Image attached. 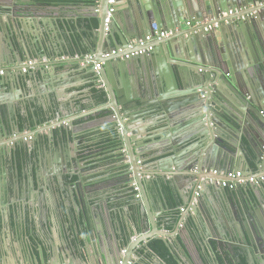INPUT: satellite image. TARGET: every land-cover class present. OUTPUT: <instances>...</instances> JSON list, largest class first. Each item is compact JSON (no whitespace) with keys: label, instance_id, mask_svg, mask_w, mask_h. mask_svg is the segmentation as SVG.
<instances>
[{"label":"water","instance_id":"water-1","mask_svg":"<svg viewBox=\"0 0 264 264\" xmlns=\"http://www.w3.org/2000/svg\"><path fill=\"white\" fill-rule=\"evenodd\" d=\"M57 1L53 0L51 4L58 6L65 2ZM97 1L98 26L93 30H87L88 23H84L80 39L75 38L76 32L72 30L73 27L66 18L62 19L61 24L53 20L48 32L43 33L40 29L39 35L32 33L28 38L27 29L22 24L23 18H27L26 14L17 9L16 3L9 7L0 4V9L7 11L10 16L7 17L8 22L5 24L0 16V66H7L4 74L0 76V93L3 91V94L7 95L15 90L24 92L25 89H29L25 92L23 102L15 103L10 96L0 97L1 134L4 136V133L13 129L14 136L17 137L8 143L7 155L10 159L15 151L12 145L20 139L27 138L20 137L21 119L27 120L24 125L26 129L32 128L30 117L35 124L34 128L39 126L35 114L37 108L33 106L35 100L27 102L26 96H31L36 86H41L39 89L45 92L41 83L46 81V75L38 67L33 68L25 78L20 74L23 58L31 59L32 45L36 53H39V57H45L47 51L58 57L62 54L71 55L73 52L79 60L82 56H89L87 60L91 65L89 70L95 76L92 84L96 89L98 85H103V88L98 90L105 94L104 105L111 108L113 129L121 141L120 148L115 154L121 155L122 162L119 165L125 166L126 169L117 172L115 178L105 172L109 177L104 179L103 183L96 184L97 189L86 188L80 177L83 174L81 171L83 167L72 156L73 152L80 155L78 143L70 134L72 126L64 127L62 123L61 139L56 138L53 132L49 133V136L45 137L50 150L49 156L57 158L58 154V158H65V168L68 172L66 179L59 175L50 176L52 190L62 201L65 221H42L43 225H46V232L50 235L49 250L44 249V242L39 238L42 231L35 227L34 222L28 221L30 222L28 225L27 221H22L26 211L23 203H20V208L16 209V221H6L5 217L4 221H0V237H8L10 234L19 237L21 234L22 241L26 242L20 243L17 247L21 258L24 259L23 264H56L54 257L57 252L53 246V227L58 232L61 249L66 259L71 255L74 256L77 250L83 251L84 242L88 243L96 237H104L109 242L107 250L101 247L100 252L87 259L89 263L81 259L84 261L83 264H137V261L142 260L140 250L149 249L147 243L151 239L160 240L161 236L171 235L167 232L161 233L155 222L157 215L153 218L149 207L150 202L159 200L158 210L162 208L169 211L161 182L172 188V180L178 181L185 174L191 177L192 185L187 189V193L184 192L185 195L177 190L174 193L182 208L186 209V213L179 217L178 223L182 225L190 209L193 213L196 208L200 209L198 205L196 207L190 205L194 195L197 194L199 184L222 180L221 171L253 174L251 164L256 162L257 167L262 164L263 154L259 149L260 145L264 144V62L253 68L227 59L218 41L219 31L222 33L221 28L225 25L223 21H218L220 29L217 32L215 30L204 33L184 28L187 21L200 22L207 17L216 19L218 15L229 11L232 7L247 5V1L261 2L263 6L246 21L235 23L231 21L225 26L228 30L236 27V32L239 34L251 35L250 29L257 19H264V0H188L187 2L153 0L150 6L146 4L147 0H130L133 6L138 5L139 11L135 9L134 17L128 18L123 24L118 20L117 12L121 11L120 7L125 0H115L113 5H108V0ZM139 4L141 7L144 4L145 6L141 9ZM109 8L114 9V12L106 24ZM25 23L29 26V21L26 20ZM153 26L160 31H180L171 37L157 40V43L149 44L145 48L151 49L143 55L125 59L127 52L134 53L138 50L137 48L128 50L130 41L149 36L154 38ZM75 28L81 27L76 24ZM33 29L32 27L30 30ZM54 32L61 36H58L56 41L50 39L48 44L47 41L52 38ZM260 47L262 53L258 56L262 55L264 58V46L260 44ZM112 52H115V55H112ZM96 65H99L97 70H95ZM132 70L134 74L130 75L129 72ZM36 75L40 78L39 81L35 78ZM34 78L35 82H31L29 86V80L33 81ZM132 82H135L139 95L134 93L133 85H130ZM74 105L70 102V106ZM40 107L46 109L44 104ZM146 115H155V117L148 119ZM141 118L142 124L145 123L144 119H147V123L153 124L154 127L158 120H164V126H157L153 130L145 129L137 123ZM163 129L168 131L165 137L159 132ZM156 133H159L158 138L164 142L160 148L156 147ZM148 136L151 137L150 141L154 145H145L143 138ZM250 137L257 142L252 141ZM196 143L204 144L202 146L204 152L201 150L194 155L196 157L194 161L182 159L188 147L182 146ZM144 150L147 152L143 154L148 158L145 161L142 155ZM97 153H101V149H98ZM144 162H149L151 165L145 168L141 165ZM70 170L74 171V174H70ZM190 171L192 173H187ZM211 171H215L217 175L212 174ZM13 172L16 174L15 169ZM74 178H77V181H74ZM156 180L158 182H155ZM146 184L154 187L153 198L147 193ZM133 185L138 187L140 199L134 197L132 201L124 204L125 207L118 208V197L125 194L123 192L125 188H132ZM101 189L104 190L102 202L105 205L103 207L108 211V221H103L105 224L102 226V231L98 232L95 225L97 216L94 220L88 218L85 213L83 217L79 212L76 216L68 208L66 200L68 202L72 200L77 204V200L81 202L89 191H101ZM5 190L0 187V198L6 193ZM109 191L119 192L115 193L113 198V195L109 196L107 193ZM259 191L264 198V187L259 188ZM127 193L130 194L131 191ZM18 196L15 197L16 201L19 199ZM21 197L24 200V195ZM111 200L115 208L112 214L117 216L115 226L109 209ZM134 203L139 207L136 215L129 207ZM230 203L232 207L229 209L234 224L229 228V224L224 223L223 230L216 231V244L222 249L226 246L225 249L231 255L237 250L236 264H264V233L259 234L260 227L257 225V221H264V217L258 212L261 210L264 214L263 203L258 198L255 201L250 198L245 208L236 200L235 203L232 201ZM145 213L148 215V220ZM206 233L205 235L216 238L212 232ZM197 234L201 237L199 230ZM33 239L38 241L37 245L33 244ZM208 241L213 252L219 249L212 246L214 240L208 239ZM33 246L36 249L38 247V254H35ZM205 250L209 252L208 247H205ZM26 251L28 255L25 254ZM70 261L68 264H72L71 259ZM160 261L161 264H168L162 258ZM214 263L217 264L215 260ZM0 264H3L1 258ZM227 264L233 263L227 259Z\"/></svg>","mask_w":264,"mask_h":264},{"label":"crops","instance_id":"crops-1","mask_svg":"<svg viewBox=\"0 0 264 264\" xmlns=\"http://www.w3.org/2000/svg\"><path fill=\"white\" fill-rule=\"evenodd\" d=\"M52 0H0V4L11 6V4L16 3V7L18 10H21L22 13L26 14L27 18H23L22 24H24V27L27 32L28 38L32 33H35L36 35L40 34V29L43 30V33L48 32V27L51 23H53V20L57 21L58 23H62V19L66 18L72 25V30L75 31V38L80 39V32H82L84 23H88V26H86L87 30H93L94 28L91 27L90 21L97 20L98 21V1L97 0H64L65 2L58 6H53L51 3ZM115 1V0H114ZM153 0H147V5L150 6V3ZM183 2H187L188 0H182ZM51 2V3H50ZM58 3H62L61 0L57 1ZM261 3V2H259ZM257 3H250V1H247V5H237L233 8H249L252 6H257ZM115 4V2H114ZM140 5V4H139ZM145 6L140 5L141 9ZM95 9V10H94ZM121 11L117 12L118 20L123 24L124 21H127L128 18L134 17L133 11L138 9V5L133 6L131 4L130 0H125L120 7ZM119 10V9H117ZM0 16L5 22H8L7 17H10L8 15L7 11L0 9ZM209 19L203 18L201 21ZM29 21V26H26L25 21ZM200 21V23H201ZM20 22V19H19ZM42 22V23H41ZM199 22V21H198ZM40 23V24H39ZM99 23V21H98ZM235 23V22H234ZM78 24L81 28H75V25ZM228 23H225V25L221 28L222 33L219 31V28L215 31H219L220 36H218V41L221 44V47L224 51V55L227 57V59L232 60L235 63H243L247 64L249 66H253L255 68L256 66L260 65L264 62L263 56H258L262 53L260 44L264 46V19L260 18L257 19V22L254 23V25L250 29V34L247 33H237V28L232 27L230 30H228L227 27ZM40 26V27H39ZM34 28L33 30H30L31 28ZM185 29V28H184ZM169 32V30H167ZM179 31V30H178ZM172 32V31H170ZM235 32V33H233ZM179 33V32H178ZM218 34V33H217ZM255 34L257 36H255ZM58 36H61L59 33H53L52 38L48 39L49 42L56 41L58 39ZM51 39V40H50ZM50 40V41H49ZM139 40V39H133L132 41ZM161 40V39H160ZM130 41V43L132 42ZM159 41V40H158ZM157 39L153 42H158ZM150 43V44H151ZM33 48V52H31V59L23 58L21 68L23 67V64H25L28 61H34V67H32L30 70H28L26 73H22V70L20 69V74L25 78L29 74L30 71H33V68H37L41 70V72H44L46 75V81L41 83L44 93L41 92L39 89L40 87L36 86L33 89V92L31 96H26V99L29 102L30 100H35V103L33 102V106L37 109H40L41 116L43 118V123L38 126V128H31L26 129L25 123L27 122L26 119H21V134L20 137H27L26 142H29L30 139L28 137H32L33 135V142H36L37 145L41 146L44 142L46 143V138L49 136V133L53 132L56 138L61 139V132H63V126L68 127L72 126V130L70 131V134L72 135V139L76 140L78 143V147L82 142H87L88 144H95L98 142V139L100 136H104L109 129L113 128L114 123L112 119V111L111 108L106 107L104 104L97 103V92L98 89L103 88V85H98V89L95 88V86L92 84L94 83L93 78L95 77L91 70H89V67L91 66L89 63H87V60L89 59V56H82V59L79 60V57L76 56L73 52L71 55L69 54H62L61 56H56L52 52H48L45 57H39V53H36ZM54 56V57H53ZM0 68H2L5 72V69H7V66L1 65ZM135 68V67H133ZM132 68V69H133ZM137 68V66H136ZM36 72V71H35ZM130 75H133V70L129 72ZM39 76V74H38ZM38 81L40 78H37V75L35 77ZM33 79V81L29 80V86L31 82H35L36 79ZM97 78V77H96ZM43 79V77H41ZM100 83V82H99ZM130 85H133L134 93L139 95L140 92L137 90L135 82H132ZM33 87V85H32ZM29 91V89H25L24 92H21L20 90H15L12 93H8L7 95L3 94V91L0 93V97H11L13 102H18L25 99V92ZM58 94V96H57ZM4 100V99H3ZM19 102V103H21ZM70 102H73L75 105L72 107L70 106ZM29 105V103H27ZM44 104L46 109H41L40 105ZM33 107V108H34ZM62 110V111H61ZM59 115V116H58ZM57 116V117H56ZM155 117V115H146V118ZM141 119L137 120V123H140V126L145 127V129L153 130L156 129L155 127H162L164 126V120H158L156 122V126L148 124V120L144 119L145 123H141ZM30 124L32 123L33 119L32 117L29 118ZM63 123V126H62ZM35 125V124H34ZM42 128V129H41ZM69 132V131H68ZM162 136L165 137V135L168 133L165 129L159 131ZM7 134L8 136H6ZM157 137V145L160 148V145H163L164 142L158 138L159 133H156ZM14 137V130L12 129L11 132H6L1 134L0 129V180H12L14 183L13 186H10L8 189H6V193L3 195L2 198H0V221H4V217L6 221H16L15 212L16 209L20 208V203L24 204V208L26 207L28 218L32 219V212L33 210H37L40 206L42 207L41 212L44 211L48 213L47 215H50V213H55L56 207L62 205V201H60L57 196L55 195L56 192L53 191L51 185H49L48 191V197L47 202L43 200L41 203L38 201L39 207L32 204L34 197L32 199H28L27 190L24 188V186H18L15 185L16 181V175L11 172L10 176L2 177V167L5 168L7 165L10 164L9 160H7V149L9 146V141H11ZM46 137V138H45ZM17 138V137H16ZM150 136L143 138V141L146 146H152L154 143L150 141ZM252 141L257 142L256 139L253 137H250ZM259 146V143H257ZM145 145L143 147H145ZM204 144H185L182 147H187L185 155H182V159H189L191 161L195 160V156L197 153H199L201 150L204 152L205 149H202V146ZM13 146V145H12ZM39 146V147H40ZM54 150H51L53 152ZM260 153L263 154L262 156V164L260 166H256L255 164H251V168L253 171L252 173L243 174L240 172H230V173H240L241 177L244 181V183L237 185L234 188V191H230L228 188H222L217 183L219 181H206L197 187V194L194 195L193 202L190 204L192 207H196V205L200 206V209L196 208L195 213L189 210V214H187V219L183 221L182 225L180 223H177L174 227L170 226L168 223L170 222V218L165 217L163 221V216L168 213V210L165 211L164 209L160 208L158 210V204L159 200L150 202L149 207L150 211L152 212V216L157 215V218L155 220L158 229L161 230V233L167 232L171 233L169 236H161L160 240L164 241L169 248L171 252V256L174 259V261L177 264H213L214 260L217 264H227V259L232 260L234 264L237 263L238 257V251L235 250V254L231 255L229 254L228 250L225 249L226 246H223V249L221 246L217 245L215 241H217V233L216 231L223 230V224L228 223L229 228L234 224L232 221V212H230V209L232 207L231 201L235 203V200L238 204L243 206L245 208V205H247V202L251 199L255 201L256 198L260 200L264 205V198L263 195L260 193L259 188L264 187V181H260V178L264 177V144L260 145L259 149ZM147 151H143L142 155L145 157V153ZM150 152V151H149ZM181 155V154H179ZM50 157V156H49ZM254 158V156H253ZM56 162H59L61 159L53 158ZM148 159L145 157L144 161ZM52 161V160H51ZM54 161V162H55ZM143 165L145 168L149 167L151 163L144 162ZM95 167V166H94ZM96 168V167H95ZM196 172V170H193ZM106 173H110L112 177L116 175V171H114L112 168L106 165H102L97 167L94 171H89L88 173H84L80 175L81 181L84 182V187H91L95 188L98 187L96 184L103 183L104 179H107L109 176L105 175ZM192 173V171L187 172ZM81 174V173H80ZM229 173L227 172H220V179L225 178ZM115 178V177H114ZM249 178H254V180H257L258 183L252 184L248 182ZM173 179V178H172ZM14 180V181H13ZM74 181H77V178L74 179ZM191 177L188 175H182L178 179V181L172 180V184L170 188L172 192L179 191L183 195L187 193V189L189 186L192 185ZM217 182V183H215ZM248 182V183H247ZM50 183V181H49ZM48 183V184H49ZM181 186V188H180ZM233 190V189H232ZM93 191V190H92ZM97 191H93V203L94 208L96 212V226L98 228V232L102 231V226L105 224L103 221H108L107 219V210L104 205V202H102V193L104 192L103 189ZM146 191L147 193L151 194L150 198H153L154 196V187H151L150 184H146ZM222 191V192H221ZM119 191H109V196L113 195V198L115 197V193H118ZM185 192V193H184ZM24 195L25 198L22 200L21 196L18 195ZM31 194V193H30ZM67 194V193H66ZM149 194V195H150ZM104 195V194H103ZM18 196V203L15 200V197ZM126 194L122 195L121 197H118L117 202L119 205L118 208L125 207L124 202ZM196 196L198 198L196 199ZM31 197V196H29ZM157 197V196H155ZM158 198V197H157ZM21 199V200H20ZM32 200V201H31ZM231 200V201H230ZM61 203V205H57L58 203ZM112 200L109 202V209L111 212V218L114 221L113 225L115 226L116 218L117 216L112 214V210L115 209L114 205H112ZM56 204V205H55ZM62 209V206H61ZM183 210V211H181ZM180 215H184L186 213V209L182 208L180 205L179 208ZM260 216L264 217L263 211H258ZM38 214V213H37ZM159 215V216H158ZM37 216V215H36ZM145 216L148 220V215L145 213ZM31 219L29 221H31ZM48 221H65L64 219H51ZM36 228H39L42 233L39 234L40 240L44 242V249L47 248V250L50 249L51 243H50V235L46 232L45 226L43 225L42 221H33ZM27 224L29 225L30 222L27 221ZM49 226V222L47 223ZM106 227L108 228L109 226ZM53 227V234H54V242L53 246L56 249V256L54 257L56 264H68V261L70 259L72 260V264H83L81 259L87 260L91 258V255L97 254L100 252L101 247L102 249L107 250V246L109 245V242L105 240L104 237H96V239H91L90 242L86 243L84 242V249L83 251L77 250V253L73 256L71 255L70 258L66 259V255L62 252L61 249V241L58 238V232L54 230ZM197 230L201 232V237L198 236ZM208 231L209 233H213L216 238L213 239L212 236L205 235V233ZM207 234V233H206ZM101 238V239H100ZM208 239L214 240L212 242V246L214 248L218 247V250H213L210 248V244L208 243ZM156 240V239H151ZM150 240V241H151ZM149 241V242H150ZM169 241V242H167ZM149 242L147 243L149 245ZM20 243H26L24 240L22 241L21 234L19 237L17 235L12 236V234L8 235V237L2 236L0 237V258L3 262V264H23V260L21 258L20 252L17 249L18 245ZM221 243V241L219 242ZM33 244L37 245L38 241H35L33 239ZM25 245V244H24ZM145 245V244H144ZM26 247V246H25ZM35 249V254L37 253L38 247L36 249L35 246H33ZM205 247H208L209 252L205 250ZM173 248V249H172ZM221 248V249H220ZM141 249V248H140ZM142 254V260L137 261L134 260L137 264H161L160 257L157 254H154L149 249L144 248L143 250H140ZM25 254L28 255L27 251ZM225 255L227 256L225 258ZM28 259H26L27 261ZM71 262V261H70ZM86 262L89 263L87 260ZM215 264V263H214Z\"/></svg>","mask_w":264,"mask_h":264},{"label":"flooded vegetation","instance_id":"flooded-vegetation-1","mask_svg":"<svg viewBox=\"0 0 264 264\" xmlns=\"http://www.w3.org/2000/svg\"><path fill=\"white\" fill-rule=\"evenodd\" d=\"M21 123V122H20ZM47 143L41 144L39 147L36 142H33V137H31L29 142H26L24 139H20L16 141L13 145L15 148L13 157L10 159L7 156V160H9L10 164L7 165L5 168H1L2 177H9L13 169L16 171V179L15 185L24 186L26 188L28 199H32L34 197V201L32 204L38 205V201L41 199V203L43 200L47 202V195L49 188V181L51 175H59L62 178L66 179V175H68L67 169L65 168V158H61L59 162H56L51 156L49 157L50 150H48ZM95 145L87 142H82L78 147L80 150V155H77L76 152H73L72 156L76 158L75 160L82 166V172L88 173L89 171H94L97 169L98 166L93 167L95 163H97V159L100 157L97 153V148L94 147ZM52 160V161H51ZM55 161V162H54ZM116 167H119L118 165ZM117 169V168H116ZM114 170V169H113ZM124 169L119 168L118 170H114L116 172H122ZM14 174V172H12ZM70 174H74V171L69 172ZM27 179V181H25ZM14 181V180H13ZM49 183V184H48ZM14 183L12 180H0V187L2 189H8L10 186H13ZM97 189V188H95ZM123 192L126 194L129 192L128 189H124ZM31 193V194H30ZM126 194V200H129V196ZM31 196V197H29ZM93 191H89L81 200H77V204H75L72 200L69 202L66 200L68 208H70L74 214H81L80 216L83 217L84 213L86 216L92 220L96 218V212L94 211V199H93ZM25 198V196H24ZM32 201V200H31ZM61 205L60 201L57 205ZM39 207V205L37 206ZM42 207L40 206L37 210H33L32 212V219L28 218L27 210L25 207V217L22 218V221H48L52 218L55 220L64 219V215L62 214L61 206L56 207L55 213H48L42 211ZM38 213V214H37ZM71 212V214H73ZM37 215V216H36ZM76 218V217H75ZM20 221V220H19ZM257 225L260 227L258 228L259 234L264 233V221H257Z\"/></svg>","mask_w":264,"mask_h":264},{"label":"built area","instance_id":"built-area-1","mask_svg":"<svg viewBox=\"0 0 264 264\" xmlns=\"http://www.w3.org/2000/svg\"><path fill=\"white\" fill-rule=\"evenodd\" d=\"M108 5H113L114 0H108ZM263 6V3L257 4V6H252L249 8H233L230 9L227 12L221 13L218 15V17L215 18H209L203 22H198L195 20L187 21L185 24V29H193L196 32L203 31L204 33H211L218 29L219 24L218 21H223L224 23L229 22H244L246 21L251 15L255 14L256 10H259ZM114 12V9L109 8L107 11V18L105 23L107 24L109 22L110 17L112 16ZM154 29V38L152 37H146L143 39L132 41L129 44L128 50L131 51L134 48H137L138 50L134 53L127 52L128 54L124 56L125 59L130 58L131 56H137V55H143L146 51H149L151 48L146 49L145 47L148 46L153 40L157 39H165L168 37L173 36L174 34H177L179 31L176 30L174 32H168V31H160L157 30L155 26H153ZM112 55H115V52H112ZM32 67H34V61H28L25 64H23V67L21 68L22 73H26L28 70H30ZM99 68V65L95 66V70ZM4 74V70L0 68V76ZM28 139H31V137H28ZM26 140V139H25ZM212 174L217 175L215 171H211ZM219 181L217 183L222 188H228L230 190L234 189L237 185H240L246 181H244L241 177L240 173H229L225 178ZM260 181H264V177L260 178ZM249 183L256 184L258 183L257 180H254V178L248 179ZM247 182V183H248ZM133 190L135 191V198L140 199V193L139 189L136 185H133ZM183 211V210H181Z\"/></svg>","mask_w":264,"mask_h":264},{"label":"trees","instance_id":"trees-1","mask_svg":"<svg viewBox=\"0 0 264 264\" xmlns=\"http://www.w3.org/2000/svg\"><path fill=\"white\" fill-rule=\"evenodd\" d=\"M53 1V0H52ZM51 1V2H52ZM73 1H77V0H73ZM50 2V3H51ZM90 25L93 28H96L98 26V21L97 20H92L90 21ZM97 92V103L100 104H104L105 103V94L102 93L100 90L96 91ZM37 119H38V124H42L43 123V118H42V114L40 109H37L35 112ZM34 122L32 121L31 126L34 128ZM22 125H20V129H22L21 127ZM113 128L109 129L108 132L104 135V136H100L98 139V142L93 144L95 145L94 147L97 149H101V153L99 154V158L97 159V163H95L94 166H102V165H106L109 166L110 168L114 169V170H118L119 168H122L124 170L125 166L119 165L122 162V157L120 154H115V151L120 148L121 145V141L116 133V131ZM115 133V134H114ZM115 135V136H114ZM119 167H116V166ZM117 168V169H116ZM123 170V171H124ZM75 179V178H74ZM155 182H158L157 180ZM161 189L165 195V198L169 204V211L166 214V216H163V221L165 217L170 218V222L168 223L170 226L169 227H174L178 221H179V217H180V212H179V208H180V202L178 201V199L175 197L174 192H172V190L166 186L164 183L161 182ZM129 191H131L130 194H128L127 196H129V200H126V196L124 199L125 203H129L130 201H132L134 199L135 196V191L133 190V188H128ZM231 192L234 191L230 190ZM131 204L129 207L131 210H134V214L136 215V213L138 212V205ZM149 249L150 251H152L154 254H157L160 258L164 259L168 264H177L174 259L171 256V252L169 250V248L167 247L166 243L162 240H151L149 242ZM235 257H238L237 255ZM242 259V257H240ZM244 262V259H242ZM232 261V260H231ZM233 263V261H232ZM234 264V263H233Z\"/></svg>","mask_w":264,"mask_h":264},{"label":"bare ground","instance_id":"bare-ground-1","mask_svg":"<svg viewBox=\"0 0 264 264\" xmlns=\"http://www.w3.org/2000/svg\"><path fill=\"white\" fill-rule=\"evenodd\" d=\"M115 132V131H114ZM115 134V133H114ZM115 136V135H114ZM142 164H144V163H142Z\"/></svg>","mask_w":264,"mask_h":264},{"label":"rangeland","instance_id":"rangeland-1","mask_svg":"<svg viewBox=\"0 0 264 264\" xmlns=\"http://www.w3.org/2000/svg\"><path fill=\"white\" fill-rule=\"evenodd\" d=\"M132 188H133V186H132ZM132 188H131V189H132Z\"/></svg>","mask_w":264,"mask_h":264}]
</instances>
